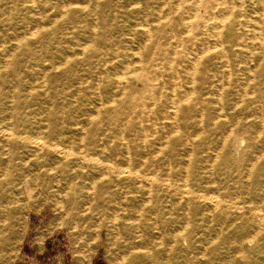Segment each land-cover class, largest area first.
Masks as SVG:
<instances>
[{"label": "rangeland", "instance_id": "rangeland-1", "mask_svg": "<svg viewBox=\"0 0 264 264\" xmlns=\"http://www.w3.org/2000/svg\"><path fill=\"white\" fill-rule=\"evenodd\" d=\"M184 1L0 0V264H264V0H231L217 43L227 54L213 87L196 85L203 117L143 150L125 123L129 89L146 87L114 81L148 67ZM162 70L166 101L148 102L161 123Z\"/></svg>", "mask_w": 264, "mask_h": 264}, {"label": "bare ground", "instance_id": "bare-ground-1", "mask_svg": "<svg viewBox=\"0 0 264 264\" xmlns=\"http://www.w3.org/2000/svg\"><path fill=\"white\" fill-rule=\"evenodd\" d=\"M233 4L234 3L231 0H185L181 4V6L179 5L180 6L179 10L181 12L179 20L177 22H171V23H169L168 26H166V29L164 31V35H165L164 38L166 41V45L162 46L160 44V41L157 40L158 44H156V46H155L156 54H154L152 56V58L150 59L148 67L139 69L136 67H128L129 66L128 65L127 68H125L123 70L122 75L120 77L116 78V80L114 81V85L124 88L125 91H126V89L129 88L130 82L128 80L132 77H133V79L138 78L139 81H140V79H142L143 83L145 84L146 88L143 90L142 93H137L133 89H129L130 94L127 97V99H128L127 103L130 104L131 109H130L129 113L125 115V118H126L125 123L129 124L130 130L134 131L135 136L139 137L140 146L136 147L138 150L148 149L153 144H155V142H154L155 139H153V140L149 139L150 134H155L158 131H160V129L165 130V129L170 128V127L174 128L176 126L177 127L180 126L178 124L179 119L183 120V122H184L183 126L187 128L189 126L188 122H187L188 120H195L196 117H201V116L203 117V114H205V105L201 102L200 96H199L200 95V93H199L200 87L197 89L196 85L197 84H200L201 86L207 85L208 86L207 88L213 87L212 83L211 84H208V83L210 80H212L213 75L215 76L216 73L219 71L217 68V66H218L217 61L222 60L223 57L225 58V55L227 54V53L225 54V51L219 50V46L217 45V43H218V40L219 41L222 40L221 42H223V40L225 38H227V36L223 33V30H222L223 27L225 25H229V26L233 27V25H234V20L231 21L228 18V16L230 17V13L232 14V12H234L235 7L232 8ZM163 8L164 7H162V9ZM161 12H162V10H161ZM161 12H160V14H162ZM186 14L187 15L190 14L192 16H195L196 18L194 20L198 19L199 23H201V26L196 28V29L193 28L192 24L190 22H186L184 20L185 18L182 17L183 15H186ZM159 16H161V15H159ZM172 17H173V15H172ZM145 18H148V17L145 16ZM167 18H169V17H167ZM193 18H191V19H193ZM165 19H166V17H165ZM165 19H163V20H165ZM189 19H190V17H189ZM159 24H160V22L158 23V25ZM155 25H157V23ZM197 25H198V21H197ZM149 27H150V25H149ZM149 27H148V29H149ZM143 30H144V28H143ZM146 30H147V28H146ZM149 34L150 33H148V35ZM149 37L151 39V35ZM211 39H213V45H210V43H209V41ZM257 42H259V41H257ZM145 44H146V42H145ZM240 47H242V45L238 42H235L234 48L237 50V48H240ZM227 60H229V59H227ZM227 63H228V61H227ZM212 64L216 65V66H214L215 71L212 70ZM140 65H141V63H140ZM133 66H135V65H133ZM227 66H228V64H227ZM160 69H163L166 72H168V74L170 75V79L172 80L171 87L169 88V86H168L169 92H171V97H172V98L170 97L171 102L167 107H165L164 112L162 114V116H165L164 119L167 120L168 122L163 121L162 123L160 122L162 120H159L160 119V112H156L155 106L148 104L149 101L153 102L154 105L157 103L162 104L163 101H166L165 96L167 97L168 92L167 93L165 92V94H164L163 90L158 91V89H159V87H158L159 82L158 81L160 80V76L162 74L159 71ZM163 70H162V72H163ZM158 72H160L161 74H159ZM211 72H213V73H211ZM229 74L231 76L232 73H229ZM128 77H130V78L127 79ZM182 77L184 79L186 78L188 80V83H187L188 87L184 86V88H183L180 85L181 80H180V84L177 83L178 82L177 80H179ZM161 78H162V76H161ZM222 80L224 81V79H222ZM161 82H162V85L164 86L165 84H163V78H162ZM221 85H223V84L221 83ZM166 86L167 85H165V87ZM223 88H225V87H223ZM211 91H213V90H211ZM124 92H122V94H124ZM159 92H162L163 95H162V93H159ZM220 98H219V100H221ZM144 120H147V123H145ZM214 123H216V122H214ZM213 125H215V124H213ZM176 132L174 134H177ZM9 134L10 133H8V135ZM174 134L172 136H174ZM10 136H12V135H9V137ZM40 142H36L33 144H35L37 148L38 147L44 148L42 141H40ZM167 142H169V141H167ZM223 143H225V142H223ZM161 147L162 146H160V150H163V149H161ZM85 160H87V162L105 165L103 163H100V161L98 162V160H94V159H90V158L87 159L86 157H85ZM105 166H107V165H105ZM106 168H108V167H106ZM111 168H108V169H111ZM125 173L126 172H122L120 175H124ZM168 174H170V173H168ZM136 176H140V175L137 174ZM141 177L142 178H139V179L141 181H144L145 183L151 184V187H152V184H157V185L161 184L162 186L164 185L165 188L172 190V191L175 190L174 191L175 193H178L179 196H181L183 198H187L188 200L194 199L196 196H198L197 194H195L192 190H190L187 187H179L178 188V187H174L175 185L173 184L174 185L173 186L169 181H161V180H158V179H156L154 177H150V176H141ZM202 197H203L202 199L205 198L204 195ZM207 200L214 207L218 206L221 202L218 199H216L215 197L214 198L211 197ZM222 203L225 204V202H222ZM233 208H234V206H233ZM256 216L258 218H260L257 213H256ZM261 222H262V220H261Z\"/></svg>", "mask_w": 264, "mask_h": 264}]
</instances>
